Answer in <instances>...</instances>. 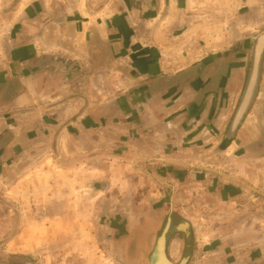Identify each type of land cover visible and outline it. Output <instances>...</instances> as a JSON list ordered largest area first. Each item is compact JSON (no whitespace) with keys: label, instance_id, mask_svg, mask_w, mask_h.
<instances>
[{"label":"crops","instance_id":"obj_1","mask_svg":"<svg viewBox=\"0 0 264 264\" xmlns=\"http://www.w3.org/2000/svg\"><path fill=\"white\" fill-rule=\"evenodd\" d=\"M251 3L252 0H0V176H5L17 156H22L20 163L38 164L41 159L43 164V154L50 151V161L62 175L75 180L81 175L89 184L94 182L100 196L115 195L116 209L109 210L108 202L103 204L105 218L108 213L132 214L141 208H147L146 213H156L139 228L147 230L143 236L147 240L136 245L132 259L123 260L125 264H150L171 213L167 256L173 262L172 254L181 249L182 261L189 264L194 249L189 242L195 224L187 221L184 214L189 206L197 207L205 200L201 199L202 192L198 193L201 189H193L188 183L186 154L182 153L200 139L207 144L205 148L216 145L221 150H232L241 140L246 152H242L244 161L239 163L264 164V154L253 155L246 147L259 137L247 125L263 99L264 81L254 107L230 143L227 134L247 81L253 41L264 33V29L257 32L251 41L246 38L240 42L238 38L239 43L229 48L240 33L236 13L249 12L243 17L249 20ZM221 4H230L231 13L221 8L218 11ZM257 18L261 22L262 16ZM251 24L244 21V30L248 32ZM160 37L165 40L160 41ZM243 43L248 46V55L241 59L246 63L242 70L236 68L239 59L233 48ZM237 50L241 54L242 49ZM171 52H179L176 62L180 66L166 72L167 67H173ZM235 89L237 97L230 92ZM205 96L207 102L203 105ZM225 100L227 108L230 101L233 103L229 118L220 113ZM215 128L220 135L212 136ZM111 160L123 166L129 180L134 177L138 181L143 175L147 187L138 183L136 188L122 189L118 183L111 188V182L121 180L122 174L105 169L104 164ZM97 164L99 177L93 180L92 169ZM58 175L59 172L52 174L53 182ZM261 175L259 179L264 184V172ZM173 176L180 177L179 183ZM9 189L10 193L16 190ZM240 195L236 192L235 200ZM124 197L131 198L128 210L121 202ZM164 213L169 214L163 217ZM129 217V229L144 219ZM252 219L243 223L241 231L249 246L259 243V248L252 246L259 250L244 264H264V256L255 259L264 253L263 224ZM237 246L232 247L234 251Z\"/></svg>","mask_w":264,"mask_h":264},{"label":"rangeland","instance_id":"obj_2","mask_svg":"<svg viewBox=\"0 0 264 264\" xmlns=\"http://www.w3.org/2000/svg\"><path fill=\"white\" fill-rule=\"evenodd\" d=\"M229 5H218V11L221 8L230 14ZM249 7H252L247 17L249 20L243 19L249 12L236 13L235 23L240 33L231 41L229 48L239 43L236 39L241 38L240 42H245L246 38L250 40L257 32L264 29V0H252ZM258 16H262L261 22ZM166 19L165 15L164 21ZM244 21L252 22L248 32L244 30L245 27L243 28ZM159 40L163 41L165 38L160 37ZM175 45L177 44L173 46ZM238 48L242 49L241 54ZM233 49L235 57L239 59V66L236 68L245 69L246 63L241 59L247 57L248 46L243 43L241 47ZM171 53L173 67H167L166 72H173L180 66L176 62L179 59V52ZM237 90L230 92L236 95ZM262 95L263 99L256 105L247 125L255 132L254 135L258 136L264 131V89ZM235 101L236 99L234 104ZM231 103L232 101L228 103L227 108L226 100L224 102L223 111H220L224 118H229ZM213 131L212 136L220 135L218 128ZM240 141L232 150L231 148L221 150L216 145L213 148H205L207 144L200 139L192 146L198 148L197 151L188 147L190 149L187 148L188 150L185 149L182 153L186 154L184 164L187 165L188 183L192 184L190 186L193 189H201L198 193L202 192L204 198L202 196L201 199L205 200L204 203L198 202L197 207L189 206L184 214L187 221L195 224L194 234L189 242L194 246L189 264H233L234 261L244 264L245 260L257 255L259 249L257 251L254 249L259 248V243L252 245L255 247L249 246L242 235L244 232L242 233L241 226L248 221V218H255L257 224H263L261 228L264 234V184L259 179L262 176L261 172H264V164L248 161L239 163L244 161L242 152H246ZM31 152L34 155L35 151L31 150ZM43 155L44 158L40 156L43 158V164L41 159L38 160L40 162L38 164L20 163L22 158L19 157L22 156L19 155L18 160L8 165L5 176H0V264H15L14 258H28L29 262L35 264H125L123 260L132 259L136 245L141 240L142 244L147 240L143 239L147 230L139 228H143L148 216L156 213H146L147 208H141L132 214L118 213L121 217L115 213H108V217L105 218L103 204L108 202L111 206L109 210L116 209L117 198L113 197L115 195L109 198L100 196L96 192L98 188L94 182L89 184L81 175L77 176L76 180L62 175V172L57 171V166L52 165L50 151ZM99 167L98 164L93 165V180L99 177ZM104 167L111 174L122 173L121 180L115 179L111 182V188L115 189L118 183L122 189L136 188L138 183L142 188L148 185L143 175L138 181L134 177L129 180L131 177L123 171V166L113 160L104 164ZM58 172L59 175L53 182L52 174ZM196 176L198 181L195 180ZM40 177L43 178L42 181L38 180ZM179 180V176L174 178L175 183H179ZM53 183L56 185L55 188ZM9 187L16 190L10 193ZM236 192L243 194V197L240 195V199L235 200ZM212 194L218 195L219 198ZM130 199L121 198V202L125 205L124 209H129L126 206L129 205L127 201L130 202ZM168 214L164 213L163 217ZM127 216H130L129 219L131 217L144 219L129 229L126 227ZM255 231L258 234V231ZM235 245L239 246L234 251L232 247ZM262 248L264 249V244L261 245ZM262 254L254 258L258 261L264 256V253ZM172 257L173 262L179 264L184 258V251L177 249L176 255L172 254ZM134 264H147V262L135 261Z\"/></svg>","mask_w":264,"mask_h":264},{"label":"water","instance_id":"obj_3","mask_svg":"<svg viewBox=\"0 0 264 264\" xmlns=\"http://www.w3.org/2000/svg\"><path fill=\"white\" fill-rule=\"evenodd\" d=\"M264 57V33L259 35L253 41V47L250 57V65L247 76V81L243 94L239 103V106L235 112V115L231 121L228 129V142H232L245 119L251 111L253 102L258 94L259 83L262 74V63ZM172 213L170 214L163 230L161 231L155 250L151 256L150 264H174L167 256V244L171 235ZM27 264V263H26ZM179 264H186V261H182Z\"/></svg>","mask_w":264,"mask_h":264},{"label":"flooded vegetation","instance_id":"obj_4","mask_svg":"<svg viewBox=\"0 0 264 264\" xmlns=\"http://www.w3.org/2000/svg\"><path fill=\"white\" fill-rule=\"evenodd\" d=\"M263 81H264V57H263V63H262V74H261V79H260V83H259L258 94H259V91L261 93V87H262ZM209 84L212 86L211 82ZM209 84H208V86H209ZM207 94H210V93H205V95H207ZM211 94H213V92H211ZM200 95H202V92H200ZM207 97L208 96L204 97V100L202 101V104L207 102ZM257 97H259V95L256 96V98H255V100L253 102V105H252L253 107H254V105L256 103V100L258 99ZM240 100H241V98H240ZM240 100L238 101V104H237V106L235 108L236 110H237V108L239 106ZM234 115L232 116V119H233ZM232 119H231V121H232ZM246 147H248L252 151L253 155H257L258 156V155L264 154V131L262 132V134L259 135L258 140L254 141L252 144H250L249 146H246ZM14 261H15V264H26V263L27 264H35L33 262H29L30 260L28 258H23V259L14 258Z\"/></svg>","mask_w":264,"mask_h":264}]
</instances>
